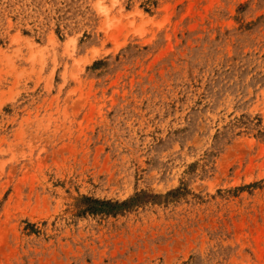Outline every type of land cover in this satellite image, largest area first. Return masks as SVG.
I'll use <instances>...</instances> for the list:
<instances>
[{
	"label": "rangeland",
	"instance_id": "374dc122",
	"mask_svg": "<svg viewBox=\"0 0 264 264\" xmlns=\"http://www.w3.org/2000/svg\"><path fill=\"white\" fill-rule=\"evenodd\" d=\"M0 264H264V0H0Z\"/></svg>",
	"mask_w": 264,
	"mask_h": 264
}]
</instances>
